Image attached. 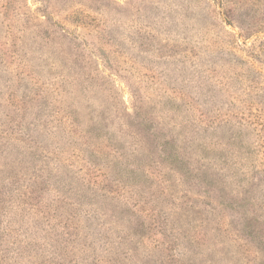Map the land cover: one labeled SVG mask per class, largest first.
<instances>
[{"label": "rangeland", "instance_id": "1", "mask_svg": "<svg viewBox=\"0 0 264 264\" xmlns=\"http://www.w3.org/2000/svg\"><path fill=\"white\" fill-rule=\"evenodd\" d=\"M225 9H234L230 19ZM262 21L264 0H0V264H264V244L238 227L252 215L264 234V206H256L264 185L251 194L244 180L225 183L238 205L216 214L176 209L171 191L154 195L147 203L168 215L170 237L160 220L137 219L147 211L134 198L128 206L115 195L83 198L88 210L76 229L63 202L82 200L76 177L112 192L135 189L136 176L109 171L118 152L105 137H121L102 126L115 106L131 110L133 87L158 106L187 86H203L205 101L206 89L232 86V113L219 99V115L243 123L237 144L254 147L247 156L262 184ZM227 135L217 130L203 143ZM173 175L185 180L181 169ZM211 178L208 188L219 190L224 180ZM43 184V198L35 197ZM180 184L169 188H189ZM152 189L145 183L141 194Z\"/></svg>", "mask_w": 264, "mask_h": 264}, {"label": "trees", "instance_id": "2", "mask_svg": "<svg viewBox=\"0 0 264 264\" xmlns=\"http://www.w3.org/2000/svg\"><path fill=\"white\" fill-rule=\"evenodd\" d=\"M233 10L225 9L224 18L230 19ZM260 11L263 10L260 9ZM258 14H254V16ZM262 23V28H264V21ZM247 35L248 33L242 34V37L247 38ZM197 77L200 78V75L198 74ZM213 87L214 89H206L209 92L206 101L200 99L205 89L203 86H187L186 91H179L182 96L167 94L165 98L160 100L158 106L145 101L147 95L141 94L139 90L133 87L131 90V110L121 104L115 106L109 112L108 118L105 119L102 126L106 134L121 137V141L116 140L114 142L108 138L110 136H104L108 141L106 145L110 147V150L114 153L115 151L118 152V155L113 158H117V160L112 159L113 163L110 161L109 171H115L118 166L122 171L136 176L137 182L132 183L135 184V189L128 190V193L121 190L112 192L101 186L91 184L86 179L76 177L81 184L80 197L82 200L72 196V202L63 201L72 207L68 213L72 218V225L69 224V226L72 229L79 228V224L74 221H77L80 212L88 210L85 203L90 202L91 198L94 197L101 201L107 198L111 199L112 195H115V201L125 203L126 206L129 204V198L136 199L134 202L136 204L142 203L140 208L147 212L144 216L138 215L137 219L149 218L148 220L155 226V221L160 220L158 227L161 231L168 232L170 237V230L172 229L168 228V215L162 210L161 213L155 205L151 206L147 203L153 199L154 195L160 197L164 191H171L177 196L179 207L176 209H185L186 211L188 208H202L205 213L216 214L219 210L229 211L231 207L235 206L236 208L238 205L236 202L238 197L231 192V189L226 188L225 183L233 180L238 186L244 180L248 186L242 183V187H251V194L258 191L259 187L264 185V171L259 170L263 177L259 179L262 184L256 183L257 177L254 178L253 173L257 169V164L251 160V156H247L254 147L252 144L248 146L237 144L246 137L238 130V128H243V123L238 120H231L226 113H223L221 117L219 115V108L221 107V105H217L219 99L227 100L225 110L232 113L230 108L231 99H233L231 96L232 86ZM195 98L200 99V101L195 100ZM234 128H237L236 131ZM217 130L227 131L229 135L221 140L203 143L205 137ZM175 169L184 171L182 178L185 180L174 178L173 171ZM247 170L249 171L248 174L252 175H248ZM211 173L219 180H224V184L217 191L208 188L209 183L214 182ZM172 181L179 184L186 182L189 184V188L185 189L183 193H178L169 188ZM145 183L149 186L153 185V189L145 193L147 196L144 195L143 191L141 194V185ZM39 191L35 193V197L38 198L41 194L43 198L47 191L45 184ZM42 198L43 204L48 205L46 199ZM83 198L87 199V202ZM147 205H149V209L145 210ZM260 205L264 206V198L263 201L256 202V206ZM252 217V215L243 216L238 227H240L241 232L244 231L249 237L254 238L252 240L264 244V234L260 236L257 233L263 220ZM215 224L218 226L216 230H226L218 222Z\"/></svg>", "mask_w": 264, "mask_h": 264}]
</instances>
